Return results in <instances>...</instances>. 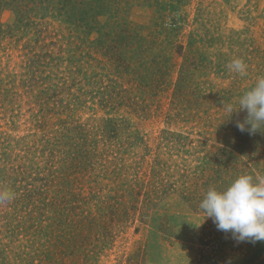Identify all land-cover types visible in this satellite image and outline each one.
<instances>
[{
	"label": "rangeland",
	"instance_id": "rangeland-1",
	"mask_svg": "<svg viewBox=\"0 0 264 264\" xmlns=\"http://www.w3.org/2000/svg\"><path fill=\"white\" fill-rule=\"evenodd\" d=\"M127 1L90 18L102 42L31 1L0 11V264H264L199 209L264 177V127L240 144L225 110L264 77V0Z\"/></svg>",
	"mask_w": 264,
	"mask_h": 264
},
{
	"label": "clouds",
	"instance_id": "clouds-1",
	"mask_svg": "<svg viewBox=\"0 0 264 264\" xmlns=\"http://www.w3.org/2000/svg\"><path fill=\"white\" fill-rule=\"evenodd\" d=\"M229 69L243 75L246 65L241 59H235ZM238 105L235 111L231 104L225 108L231 116L238 110L246 111V118L237 122V128L249 134L258 132L264 125V77L258 78L255 86L239 98ZM14 199L15 193L10 189H0V205ZM199 209L204 216L203 222L212 218L217 230L230 233L237 242L264 241V177L242 174L223 190L210 187Z\"/></svg>",
	"mask_w": 264,
	"mask_h": 264
},
{
	"label": "trees",
	"instance_id": "trees-1",
	"mask_svg": "<svg viewBox=\"0 0 264 264\" xmlns=\"http://www.w3.org/2000/svg\"><path fill=\"white\" fill-rule=\"evenodd\" d=\"M30 1H31V4H33L35 8L36 7L40 8L42 10V13L45 11L52 12L53 14H58V16L62 19L65 18L64 20L66 22H69L70 24L73 25V28L75 29V31L77 30H80L82 32L85 31L86 37H89L90 34H92V32H95L97 36L99 37V38L97 37L98 42H102L101 40H103L102 39L103 36L100 31L101 29H96L97 27L91 23L90 18L93 21H95L98 18H102L107 15L114 17L115 15H118L119 12L120 14H123V12L127 11L128 7L130 6L127 0L124 1L125 6H124V3L120 5L121 0H0V11H2L3 9L10 8V10L13 11V13L16 16L15 24H18V22L22 23L25 13H26V11H24L25 6H26L25 4L26 2L30 3ZM154 1L156 3H159V0H147V3L154 5L155 3ZM164 5L162 4V6ZM160 11H163V10L160 9ZM43 14L46 16V13H43ZM124 14H126V12ZM123 61H125V59ZM181 74L183 75V77H181V80H185L189 74L188 70L185 69V66L182 67ZM177 91H179V88L177 89ZM244 113H245L244 111H239L236 114H232V116L228 117V120H227L229 123L228 132H231L232 135L231 134L230 135L232 137L237 138L240 144H245L246 142H248L247 140L248 136L253 137L256 135L257 136L256 138L258 139V136L262 134V129L264 127V125H262L259 129L260 132L258 131L254 134H249L247 130H245L244 132H241L237 128L236 125H237V122L244 121V119L246 118V117L244 118L243 116L245 115ZM247 127L248 126L246 125V129ZM170 135L173 136V134H170ZM256 143H257V140L255 141V144ZM237 148L242 149L239 146ZM218 150H220L223 153H226L228 158L232 157L233 153L230 151H227L226 148H221ZM211 158L208 156L203 157L202 159L199 160L198 167H197L200 169L203 168V171H204L203 173L205 174L203 177V180H205L207 183H211L212 181H215L216 179L220 180L221 177H223V173L226 172L224 171L226 169L225 166L220 164L219 161L216 162L213 157Z\"/></svg>",
	"mask_w": 264,
	"mask_h": 264
}]
</instances>
